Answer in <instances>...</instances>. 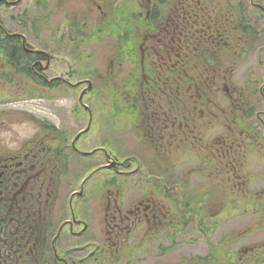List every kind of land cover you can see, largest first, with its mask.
<instances>
[{
    "label": "flooded vegetation",
    "instance_id": "1",
    "mask_svg": "<svg viewBox=\"0 0 264 264\" xmlns=\"http://www.w3.org/2000/svg\"><path fill=\"white\" fill-rule=\"evenodd\" d=\"M70 3L96 12L109 50L87 52L75 18L51 51L0 19V98L80 91L70 128L0 116V264H249L230 230L215 238L221 218L263 209L264 0Z\"/></svg>",
    "mask_w": 264,
    "mask_h": 264
},
{
    "label": "rangeland",
    "instance_id": "2",
    "mask_svg": "<svg viewBox=\"0 0 264 264\" xmlns=\"http://www.w3.org/2000/svg\"><path fill=\"white\" fill-rule=\"evenodd\" d=\"M71 1L73 2V0H49L45 7H40L38 0H22L16 8L2 9L0 19L7 29L28 35L27 42L33 48L51 51L59 49L67 50L61 47L59 32L63 30L67 32V28H64L63 24L75 18L74 22L77 25L80 23L85 24L82 36H78L76 39L81 40L83 44L87 43V52L102 54V50L104 52L109 50L110 45L101 48L97 45L95 37H91L95 32L96 12L94 10H87L86 17L80 19L83 11L80 7L71 5ZM76 17H78V20ZM18 22L21 24H18ZM76 24H72V27L76 28ZM55 32L57 33L56 36H54ZM69 47L68 49H72ZM78 49L76 48L75 50ZM57 57V60L62 61L58 62L59 68L57 70L59 72L57 73L66 72L68 69L64 63L65 59L60 58L58 54ZM91 63V61H88L87 74H90V70H92ZM79 93V90H54L50 93L42 90H20L15 87L13 90L8 91L7 96L0 98V116L7 115L8 130H25L24 126L14 123V120L22 116L34 115L56 121V124H58L59 120L63 121V125L70 128L68 106L72 103L73 99L78 98ZM80 122H78L75 131L86 127V121L82 120ZM94 137L95 132H92L88 135V141ZM247 207V213H233L230 216V223H224V218L218 220L220 226L218 225L219 228H217L215 240L217 241L218 238L230 230L233 249L242 245L245 246L246 251L242 254L244 257L245 255L247 256L249 264H259L257 259L260 258L262 250L264 261V213L262 214L263 209L261 211L256 210L255 203L249 202L247 203ZM196 241L195 235L190 233L185 234L182 242L189 244L188 247L191 248L190 243Z\"/></svg>",
    "mask_w": 264,
    "mask_h": 264
},
{
    "label": "trees",
    "instance_id": "3",
    "mask_svg": "<svg viewBox=\"0 0 264 264\" xmlns=\"http://www.w3.org/2000/svg\"><path fill=\"white\" fill-rule=\"evenodd\" d=\"M48 1H49V0H38V5H39L40 7H41V6H42V7H45V6L47 5ZM109 28H110V27H108V29H109ZM94 36H96V30H95L94 34H93L91 37L93 38ZM7 42L10 43V39L7 40ZM4 50H5V48H4V43H3V41H1V34H0V54H3V53H4ZM6 50H7V51L10 50V44L7 45ZM8 68H9V71L12 72V68H11V67H8Z\"/></svg>",
    "mask_w": 264,
    "mask_h": 264
},
{
    "label": "water",
    "instance_id": "4",
    "mask_svg": "<svg viewBox=\"0 0 264 264\" xmlns=\"http://www.w3.org/2000/svg\"><path fill=\"white\" fill-rule=\"evenodd\" d=\"M15 4V3H14ZM24 39V37H22Z\"/></svg>",
    "mask_w": 264,
    "mask_h": 264
}]
</instances>
